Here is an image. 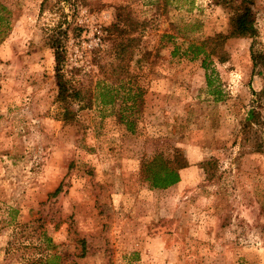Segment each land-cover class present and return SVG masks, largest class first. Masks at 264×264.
<instances>
[{
	"label": "rangeland",
	"instance_id": "374dc122",
	"mask_svg": "<svg viewBox=\"0 0 264 264\" xmlns=\"http://www.w3.org/2000/svg\"><path fill=\"white\" fill-rule=\"evenodd\" d=\"M0 264H264V0H0Z\"/></svg>",
	"mask_w": 264,
	"mask_h": 264
},
{
	"label": "trees",
	"instance_id": "16d2710c",
	"mask_svg": "<svg viewBox=\"0 0 264 264\" xmlns=\"http://www.w3.org/2000/svg\"><path fill=\"white\" fill-rule=\"evenodd\" d=\"M253 13L249 6L243 4V6L239 5L236 14L229 18L228 22V29L226 34H216L213 37L208 38L205 42L208 43V53L204 54V57L202 59L201 65L204 69H207V65L205 64V59L208 58V65L209 63L216 59L218 61H224L226 60V52L221 49L222 44L231 38H242L251 36L254 33V27H253ZM119 21L114 23L111 26V29L113 30L119 29ZM64 35H66V29L62 28L61 25H57L52 29V34L48 37L46 45L52 49L53 59H54V70H55V82L57 87V95L56 99L61 104L64 105V113L62 119L64 121L71 120V116H69L68 111V104L69 99H75L78 95L75 93L76 91L72 90L69 82L64 79L63 74L61 73V65L63 61V38ZM136 38L133 37H127L126 39H123L115 44V51H116V60L117 64H119L117 68L121 69L120 67H123L124 62H126V49L127 42L129 43V46L131 45V42L135 41ZM204 44L202 42L199 46L196 47L194 50V55L191 56L192 58L196 57L198 54V51L201 50V46ZM131 51H129V54ZM209 67V66H208ZM116 69V68H115ZM210 85V78L208 76V86ZM66 114V115H65ZM255 118L253 111L248 112L247 121H249ZM176 165L175 168H168V167H159L157 169L151 170V185L154 188H167L170 185L176 183L179 180L178 170L184 168L187 166L186 159L180 154L176 153ZM205 167V165H204Z\"/></svg>",
	"mask_w": 264,
	"mask_h": 264
}]
</instances>
